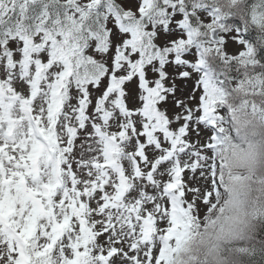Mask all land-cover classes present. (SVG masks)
I'll use <instances>...</instances> for the list:
<instances>
[{
	"label": "snow or ice",
	"instance_id": "snow-or-ice-1",
	"mask_svg": "<svg viewBox=\"0 0 264 264\" xmlns=\"http://www.w3.org/2000/svg\"><path fill=\"white\" fill-rule=\"evenodd\" d=\"M0 264H264V0H0Z\"/></svg>",
	"mask_w": 264,
	"mask_h": 264
}]
</instances>
